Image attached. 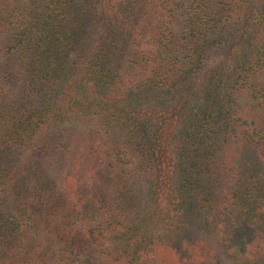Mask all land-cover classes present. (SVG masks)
Instances as JSON below:
<instances>
[{"label": "trees", "instance_id": "trees-1", "mask_svg": "<svg viewBox=\"0 0 264 264\" xmlns=\"http://www.w3.org/2000/svg\"><path fill=\"white\" fill-rule=\"evenodd\" d=\"M228 261L264 264V0H0V264Z\"/></svg>", "mask_w": 264, "mask_h": 264}, {"label": "rangeland", "instance_id": "rangeland-1", "mask_svg": "<svg viewBox=\"0 0 264 264\" xmlns=\"http://www.w3.org/2000/svg\"><path fill=\"white\" fill-rule=\"evenodd\" d=\"M67 127H78V125H77L76 121H74V120H65L63 122L58 123V125H57L58 129H64V128H67ZM140 184H141V186H143L142 182ZM140 190H141V193H142V191L144 189L142 190V188H141ZM227 264H230V261H228Z\"/></svg>", "mask_w": 264, "mask_h": 264}]
</instances>
